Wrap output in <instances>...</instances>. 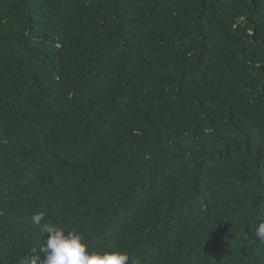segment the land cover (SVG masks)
Wrapping results in <instances>:
<instances>
[{"label":"trees","instance_id":"1","mask_svg":"<svg viewBox=\"0 0 264 264\" xmlns=\"http://www.w3.org/2000/svg\"><path fill=\"white\" fill-rule=\"evenodd\" d=\"M261 221L264 0H0V264L44 223L135 264H264Z\"/></svg>","mask_w":264,"mask_h":264},{"label":"clouds","instance_id":"2","mask_svg":"<svg viewBox=\"0 0 264 264\" xmlns=\"http://www.w3.org/2000/svg\"><path fill=\"white\" fill-rule=\"evenodd\" d=\"M44 220L43 212L31 217L37 226ZM42 231L46 233L43 243L32 247L21 264H135L126 251L90 250L82 232L65 230L52 223H44ZM255 236L264 244V221L255 228Z\"/></svg>","mask_w":264,"mask_h":264}]
</instances>
